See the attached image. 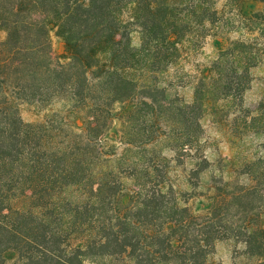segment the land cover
I'll use <instances>...</instances> for the list:
<instances>
[{"label":"trees","instance_id":"16d2710c","mask_svg":"<svg viewBox=\"0 0 264 264\" xmlns=\"http://www.w3.org/2000/svg\"><path fill=\"white\" fill-rule=\"evenodd\" d=\"M215 3L0 0V264H218L209 255L223 239L264 264L262 159L228 176L218 163L206 185L198 181L213 165L200 153L205 101L241 109L264 46L230 41L196 76L191 103L164 82L220 23ZM248 18L264 21V8ZM52 31L65 63L52 55ZM22 104L44 110L42 119L24 121ZM242 111L264 149V99ZM183 155L195 163L191 190L169 177Z\"/></svg>","mask_w":264,"mask_h":264},{"label":"rangeland","instance_id":"374dc122","mask_svg":"<svg viewBox=\"0 0 264 264\" xmlns=\"http://www.w3.org/2000/svg\"><path fill=\"white\" fill-rule=\"evenodd\" d=\"M215 6L223 9V17L216 26H208L203 37L197 44L184 54L180 61L178 71L169 69V74L164 76L166 80H172L173 85L169 86L171 94L177 93L180 98L188 103L193 100V86L196 76L201 71H206L211 62L216 57L218 51L225 48L230 41L242 39L244 41L255 40L260 47L264 46V21L250 20L248 14L253 10H261L264 4L256 0H215ZM238 2V5H234ZM5 32L0 28V39H3ZM52 55L60 62H67L68 54L65 43L55 34L50 33ZM131 42L137 45L139 35L133 32ZM252 81L242 95V108L231 104L230 99H222L213 103L205 101L206 108L201 117L202 136L200 138V153L206 155L213 164L200 174L198 179L201 185H206L213 172L218 174L216 169L218 163L225 164L224 176L232 169H241L246 162H257L262 159L264 162V149L261 147L263 135L255 133L252 128L243 127V108L252 109L257 102L264 99V54L260 62L250 70ZM168 82V81H167ZM58 105L52 106L56 108ZM44 110H38L34 105H20V115L26 122H34L42 119ZM252 113L251 115H254ZM249 122V117L245 119ZM164 153L170 157L172 152L164 149ZM188 156L193 153L187 152ZM170 163L169 177L177 189L191 190L188 184V176L194 167V160L186 155ZM219 161V162H217ZM215 165V166H214ZM241 180L244 177H240ZM202 187L199 188L201 190ZM71 196H74L73 194ZM26 198L20 199L17 204L26 203ZM200 199L193 198L189 201L190 205L198 208ZM6 260L13 262L16 253L7 251ZM209 260L218 264H260V259L255 256L247 255L244 252V244L234 239L218 240L214 244V249L209 255ZM109 260L96 259L95 263L86 264H110ZM113 263V262H112ZM111 263V264H112Z\"/></svg>","mask_w":264,"mask_h":264}]
</instances>
